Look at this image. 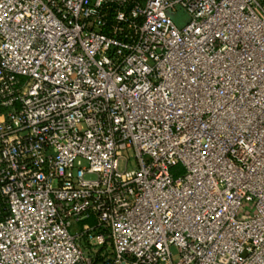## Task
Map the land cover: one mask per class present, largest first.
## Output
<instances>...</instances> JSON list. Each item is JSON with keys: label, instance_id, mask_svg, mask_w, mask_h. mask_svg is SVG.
<instances>
[{"label": "built area", "instance_id": "built-area-1", "mask_svg": "<svg viewBox=\"0 0 264 264\" xmlns=\"http://www.w3.org/2000/svg\"><path fill=\"white\" fill-rule=\"evenodd\" d=\"M0 264H264V0H0Z\"/></svg>", "mask_w": 264, "mask_h": 264}, {"label": "rangeland", "instance_id": "rangeland-1", "mask_svg": "<svg viewBox=\"0 0 264 264\" xmlns=\"http://www.w3.org/2000/svg\"><path fill=\"white\" fill-rule=\"evenodd\" d=\"M170 17L178 28L183 27V25H185L189 21V16L183 13L181 10L170 12ZM171 250L174 254L176 253L173 246L171 247Z\"/></svg>", "mask_w": 264, "mask_h": 264}]
</instances>
